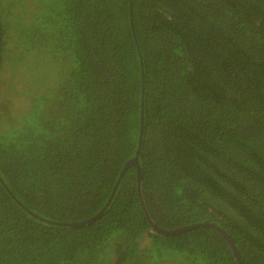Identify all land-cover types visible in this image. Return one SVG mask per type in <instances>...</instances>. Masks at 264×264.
Listing matches in <instances>:
<instances>
[{"label": "trees", "instance_id": "1", "mask_svg": "<svg viewBox=\"0 0 264 264\" xmlns=\"http://www.w3.org/2000/svg\"><path fill=\"white\" fill-rule=\"evenodd\" d=\"M0 89V264H238L136 155L264 264V0H0Z\"/></svg>", "mask_w": 264, "mask_h": 264}, {"label": "water", "instance_id": "2", "mask_svg": "<svg viewBox=\"0 0 264 264\" xmlns=\"http://www.w3.org/2000/svg\"><path fill=\"white\" fill-rule=\"evenodd\" d=\"M131 165H134L137 167V173H138V178H139V192H140V195H141V198H142V201H143V206L147 212V214L149 215L150 217V220L152 222V225L154 227V229L156 231H159L161 233H165V234H172V233H177L179 231H183L187 228H190L192 226H197V225H211V226H214L218 229H220L227 237L228 239L230 240L231 244H232V247L234 249V252H235V255L237 257V260H238V264H244L243 263V260L241 258V255H240V252L234 242V240L232 239V237L230 235L227 234V232L221 227L219 226L218 224H216L215 222H210V221H201V222H198V223H194L192 225H187V226H184V227H180V228H176V229H165V228H162L160 227L151 217L150 213H149V210L146 206V203H145V198H144V192H143V189H142V166H141V163H140V159H139V156L136 155L135 157L131 158L130 160H128L123 168V171L121 172L120 174V179L122 178V176L124 175L125 171L128 169L129 166ZM119 179V181H120ZM119 181L116 183V186L114 188V191L112 192V196L110 198V200L113 198L114 196V193H115V190H116V187L119 183ZM109 203H106L104 205V207H102V209L100 211H98L96 214H94L93 216L89 217V218H86V219H83V220H80V221H74V222H60V221H56V220H52V219H48V218H44L40 215H37L39 218L45 220V221H48V222H51V223H55V224H64V225H73V226H80V225H83L85 223H89L95 219H97L99 216L102 215V213L104 212L105 208L107 207Z\"/></svg>", "mask_w": 264, "mask_h": 264}, {"label": "rangeland", "instance_id": "3", "mask_svg": "<svg viewBox=\"0 0 264 264\" xmlns=\"http://www.w3.org/2000/svg\"><path fill=\"white\" fill-rule=\"evenodd\" d=\"M5 80V79H4ZM10 85V84H9ZM3 89H0V91H2ZM2 93V92H1Z\"/></svg>", "mask_w": 264, "mask_h": 264}]
</instances>
